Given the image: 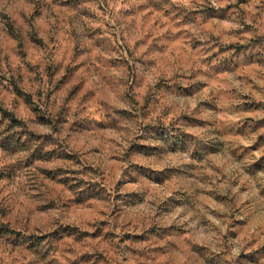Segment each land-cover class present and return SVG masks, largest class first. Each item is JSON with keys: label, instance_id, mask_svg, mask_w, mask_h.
Instances as JSON below:
<instances>
[{"label": "clouds", "instance_id": "9594fccd", "mask_svg": "<svg viewBox=\"0 0 264 264\" xmlns=\"http://www.w3.org/2000/svg\"><path fill=\"white\" fill-rule=\"evenodd\" d=\"M0 264H264V0H0Z\"/></svg>", "mask_w": 264, "mask_h": 264}]
</instances>
